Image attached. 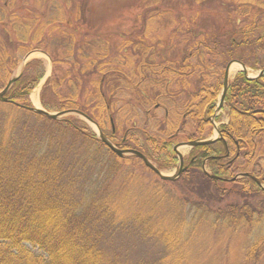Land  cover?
Listing matches in <instances>:
<instances>
[{
	"label": "trees",
	"instance_id": "obj_1",
	"mask_svg": "<svg viewBox=\"0 0 264 264\" xmlns=\"http://www.w3.org/2000/svg\"><path fill=\"white\" fill-rule=\"evenodd\" d=\"M16 1L0 0V91L22 58L34 50L49 52L50 42H44L52 39L61 51L49 52L55 72L41 94L46 110L83 112L115 144L141 151L159 169L178 165V143L207 138L203 134L207 126H213L210 117L223 88L227 63L238 60L253 70L264 68L259 60L250 63L247 51L253 43L264 49V32L253 40L250 34L258 30V24L246 29L238 26L239 18L250 14L251 6L263 5L257 0H19L20 6L14 5ZM217 1L234 10L220 24L209 15L192 12L199 4ZM106 10H130L135 14L132 25L124 28V19L118 17L117 23L108 25L120 27H111L113 34L106 35L101 29L105 22L94 21ZM210 21L215 22L213 26ZM164 32L167 37L163 38ZM110 38L121 39L114 53L106 50ZM137 56L142 58L138 72L132 66L126 74L128 63ZM191 58L197 61L196 67ZM40 63L29 62L5 96L46 130L19 128L29 146L0 144L4 152L0 157V264H124L117 258L108 259L101 249L103 237L97 225L104 216L98 218L100 213L111 218V230H123L124 225L135 232L143 226L151 233L144 239L163 244L161 254L144 264H192L188 247L198 222L209 223L210 230L233 228L231 233L249 227L242 236L253 239L252 243L242 241L240 253L228 250L231 254L227 251L214 258V264H257L263 260L264 75H236L225 96L230 120L221 127L222 138L192 148L184 161L186 169L178 181L183 180V188L201 202L172 199L180 210L179 202L191 207H185L184 215L174 209L168 219L150 221L135 216L134 224H120L114 221L105 191L119 170L132 160H141L134 155L119 157L80 119L55 120L30 111L31 93L43 78ZM198 69L206 72L197 76L193 85L198 92L196 99H191L187 76ZM143 83L148 86L140 87ZM125 96L117 109L114 102ZM79 97H85V103H80ZM182 100L184 104L190 100L193 108L183 106L189 111L184 117L177 109ZM161 108L163 117L155 111ZM188 122L199 131H185ZM7 133L4 131L1 139L12 138L15 130ZM67 135L72 141H67ZM206 161L209 173L203 166ZM84 180L90 182L85 188L79 186ZM231 184L239 189L244 202L224 208L220 203L233 193L227 186ZM154 189L169 197L159 185ZM107 225L105 222V229ZM179 229L190 234L173 235ZM208 245L203 246L212 249Z\"/></svg>",
	"mask_w": 264,
	"mask_h": 264
},
{
	"label": "rangeland",
	"instance_id": "obj_2",
	"mask_svg": "<svg viewBox=\"0 0 264 264\" xmlns=\"http://www.w3.org/2000/svg\"><path fill=\"white\" fill-rule=\"evenodd\" d=\"M260 3H262L263 5H253L250 7V14H248V16H242L239 18V22L240 25L238 24L239 28L243 29V28H248L249 25H252L253 23L258 24V30L251 32L250 36L251 38H253V40H256V38H258L259 36H261L264 32V0H257ZM17 3L18 6L21 5V3L19 2V0H17L14 5ZM204 5V6H203ZM202 6V7H201ZM233 7L227 8L226 6L221 7V5L218 3V1L216 3L210 2V3H202V5H198L193 7L192 12H197V13H201L200 16L203 15H209L210 18L215 19V22L219 21V24L223 21V19L225 18V16H228L227 13H232ZM24 10V9H22ZM191 10H189L191 12ZM135 12H137L136 10H134ZM27 15H29L30 12L28 11H24ZM186 12V11H185ZM234 14V13H233ZM135 14L133 12H130V10L128 11H116V12H111L106 10L104 11L101 15H97L96 19L94 20L95 22H99L101 20V22H105V24L103 25L102 32H104L106 35L108 34H113L111 27H120L117 25H112L113 22H116V19L119 17L120 19L123 18L124 20H122L123 24H124V28H126L127 26H131L132 25V20H133V16ZM174 16H177V14H173ZM111 27L108 25L109 22H111ZM213 22V24L215 23ZM210 23L212 24V22L210 21ZM212 24V26H213ZM222 25V24H221ZM126 26V27H125ZM157 26H161V25H157ZM167 26H164V29H166L167 31H169V27L166 28ZM232 27V26H229ZM253 28V27H251ZM154 29H158V28H154ZM163 29V28H162ZM47 28L45 29V34H47ZM58 33V32H55ZM167 37V32H164L163 34V38ZM183 39V38H181ZM180 39V40H181ZM120 38L119 40L117 39H111L110 38V43L109 45L106 47L108 49V52H116L117 48L116 45L117 43L120 42ZM155 39H151L149 41H154ZM53 40H49L47 39L44 43L47 44L50 42V46L48 47L49 52L50 50L53 51H61L60 48H55L56 44H54L52 42ZM180 42H183V40H181ZM253 43V42H252ZM49 45V44H48ZM166 47V46H165ZM167 48V47H166ZM248 53L250 54L248 58L250 60V63L256 62L257 60H259V63L264 62V49H260L259 47H255L254 43L251 47H249L247 49ZM49 52H46L44 50H34L32 52H30L29 54H27L24 58H22V60L19 62L18 67L15 69L14 73L12 76H16L18 74H20L22 71L25 70L26 65L33 61V60H40L41 61V67L43 69V78L41 79L40 83L37 84L38 86L33 90V92L31 93L30 99H31V103L33 107H37V108H42V109H46L43 106L42 103V92L46 86L47 80L53 75L52 73H54V65H53V61L51 58V55L49 54ZM112 54V53H111ZM194 58V57H192ZM189 60L191 61V65L193 67L197 66V61L195 59ZM141 56H137L136 58L132 59V61L130 63H128V69H126V74H130L129 68H132L135 71H137L138 69V65L140 63L141 60ZM233 62V63H232ZM232 63V64H230ZM228 64H230V71H229V76L230 79H233L236 75V73H238L241 69L242 66H240V61L238 63V60H234V61H230L229 63H227L224 67H225V72H226V68L228 66ZM261 66H263L262 64H260ZM62 71L65 72L66 65H62ZM248 74L249 77H253V76H257L261 70H253L252 68L248 67ZM138 72V71H137ZM196 73H192L189 76H187L188 81H187V85H188V91L190 92V98L191 99H196V93L198 92V89H196L193 84L196 82L197 76H199L200 74L206 72H198L197 70L195 71ZM224 72V75H225ZM136 73V72H135ZM141 73V72H140ZM139 73V75H140ZM135 75V74H134ZM130 76V75H129ZM139 77V76H138ZM144 77V76H142ZM199 78V77H198ZM140 79V78H139ZM175 85V84H174ZM144 86H148L147 83H143L142 85H140V87H144ZM194 92V96H191V93ZM220 96V95H219ZM120 97V96H119ZM118 97V98H119ZM125 99H127V97L125 96L122 100L118 99L117 101H115V105L117 107V109L119 108V106H122V101H124ZM79 101L80 103H85L86 98L85 97H79ZM197 101V100H195ZM5 104H1L0 103V144H9L17 147V146H29L30 143L26 140H24L22 137V133H20L18 131L19 128H23L24 126H28L30 129H37V132H41L43 133L46 130V126H42L40 124H35L34 123V117H30L31 114L26 112L24 109L20 108V107H16L14 104L12 103H8V102H3ZM189 104H184V100H182V103L177 105V109L178 112L180 113V116L182 115L183 117L186 116V113H188L189 111H186L185 108H182L183 106L185 107L186 105H188V107L190 108V100L188 102ZM218 104V102H217ZM188 108V109H189ZM193 108H190V110H192ZM67 111V110H66ZM156 113L158 114V116L163 117L164 116V110L161 109H157L155 110ZM49 112L53 115L55 113L58 112H64V111H57V110H49ZM81 112V111H79ZM142 112V111H141ZM82 113V112H81ZM116 114V112H115ZM217 114H221L220 119L217 118L215 121V125L214 126H207L206 127V132L203 134L204 136L206 135L207 138H215L218 135L217 132V128L218 125L220 124V120H224L226 117V113H217ZM181 116V117H182ZM77 118L80 119L85 125L87 124L91 129H93L95 132H98V128L95 126L94 123L90 122L89 120H87L84 116H81L80 114L77 113H67V114H63L59 117V120H65V119H69V118ZM146 119V116H145ZM186 121V120H185ZM189 123V122H188ZM11 128H13L15 130V134L12 138L9 139V137L1 139L2 138V133L5 131H7L9 134ZM48 128V127H47ZM185 131H199V129H196L195 127L190 126L189 125L185 126ZM123 134H119V137L122 138ZM70 137L69 135H67V138ZM67 141H72V139L68 138ZM190 147L189 146H182L179 147V151L182 152L184 157H187L190 153ZM4 154V152L0 149V157ZM89 155L85 156V159L89 160ZM125 158V157H124ZM154 163V161H153ZM155 165H157L156 163H154ZM178 166L174 167V168H165V169H161V173H163L164 175H175L178 172ZM207 170L209 171V167L207 166ZM182 176V175H181ZM180 176V177H181ZM179 178L177 180H173L176 181L177 184H173L172 181L170 180H162L159 178V176L157 174H155L151 169H149L148 167H146V165L144 164V162L141 161H135L132 160L131 163H129V165L125 166L123 169L119 170V172L116 173V175L114 177H112L111 182L108 183V188L105 191V197L107 200V203L110 205L109 207H111L113 214H114V218L116 220L114 221H118L120 222V224L122 222H133V218L135 216H139V217H143V218H148L151 220H154L152 218L155 219H160V218H166L168 219V216L170 217L171 214L173 213V210L175 209V212H178L180 209L175 207V204H177L178 202H174V200L172 199H177L183 202H196L199 203L201 202V199L195 195V194H191L188 193V189L183 188L184 185H182L183 180L178 181ZM87 183L90 185V182L88 180H84L80 183V187L85 188V186L87 185ZM155 185H159L162 189V191L164 192H168L167 194L169 195V197H164L162 196V194H158L155 191ZM228 189H232L233 193L231 195H229L226 200L222 203H220L221 206H224V208L226 207L227 204L230 203H235V204H242L244 201H242V199L240 198L239 194V189L235 187H233V184L231 185H227ZM264 186V185H263ZM186 194H188L186 196ZM252 203V202H251ZM180 204V202H179ZM178 206H182L181 207V211L180 210V214L184 215L183 213L185 212V207L190 208L191 206L188 205H182L180 204ZM191 204V203H190ZM219 204V203H218ZM254 205H257L255 202L253 203ZM187 214L191 215L193 214V212H186ZM104 216V217H103ZM101 217H103L104 219L100 220V222L98 223V229L100 230V233L102 235V239H103V244H102V250L105 252L106 257L108 259H120L124 264H140L143 263L145 261L151 260L156 258L157 256H159L161 254V252L164 250V246L163 244H156L155 242L147 239V238H143V236H147V234H151L149 231H147L142 225V230L140 231L137 227V229L139 231H133V229H131V231H129V228L122 225V227H124L125 229L122 230V228H115L114 230H111L110 228V219L109 215L107 213H103V215L100 213L98 218L101 219ZM188 217V216H185ZM105 222H108V225L105 229ZM198 224V227L196 230H193L192 232V238H191V243L189 244L188 247V251L190 252V258L192 260V264H214V258H220L221 254L227 253L228 250L231 251H235L239 250L238 252H241V248L239 247V245L241 246V242H248L252 243L251 241L253 239H251L250 237L246 236H242L243 234H245L249 227L246 229V227L242 228V230H234L233 233H231V229L229 230H225L224 228L217 230L216 228H212L210 230V225L209 223H205L206 225H204V223L198 222L196 223ZM201 225V226H200ZM209 226V227H208ZM136 227V225H135ZM231 230V231H230ZM140 234L142 235V237L140 236ZM188 234H190L188 231L185 230H175L173 232V235H178V236H183L186 237L188 236ZM241 235L238 236L240 238H235L234 239V235ZM257 236V235H256ZM205 244H210L208 246L212 247V249H208L203 246ZM229 254H231L230 251H228ZM249 264V263H248ZM257 264H264V257L263 260Z\"/></svg>",
	"mask_w": 264,
	"mask_h": 264
},
{
	"label": "water",
	"instance_id": "obj_3",
	"mask_svg": "<svg viewBox=\"0 0 264 264\" xmlns=\"http://www.w3.org/2000/svg\"><path fill=\"white\" fill-rule=\"evenodd\" d=\"M232 64V63H230ZM230 64H228L227 68H226V72H225V75H224V88H223V93H222V96H220V103H219V106L217 107L218 110H220L224 104V99H225V95H226V92L228 90V79H229V69H230ZM242 65V68H243V71H247V68L244 64H240ZM262 73H264V69L260 72V74L262 75ZM22 72L18 75H16L15 77H13L10 82L7 84V86L2 90L0 91V101L2 102H8V98L5 97L7 92L9 91V89L12 87L11 85H13V83L17 80V78L19 76H21ZM30 111H33V112H36V113H40V114H45V116H48L52 119H59V117L63 114H67V113H77V114H80L81 116H84L87 120H89L90 122L94 123V121L88 117L87 115L79 112V111H76V110H68V111H64V112H60V113H57V114H51L50 112L42 109V108H37V107H29L28 108ZM95 126L98 128V132L97 133L100 137V139L102 140L103 143L107 144V146L113 151L115 152L116 154H118L119 157H124V156H128V155H135L137 157H139L143 162L144 164L146 165V167H148L149 169H151L153 172H155L162 180H176L180 177L181 175V171H183V161H184V158H183V155L181 154V152L178 150L179 147L181 146H189V147H195V146H200V145H207V144H211L213 143L214 141H216L217 138H214V139H208V140H200V141H190V142H183V143H180L178 144L176 147H175V150L177 151V154L179 156V159H180V165H179V168H178V172L175 174V175H172V176H169V175H164L163 173H161V170L156 167L153 163H151V161L143 154L141 153L140 151H137V150H134V149H121L119 147H117L116 144H114L108 137H106L103 132L100 130L98 124H96V122L94 123Z\"/></svg>",
	"mask_w": 264,
	"mask_h": 264
},
{
	"label": "flooded vegetation",
	"instance_id": "obj_4",
	"mask_svg": "<svg viewBox=\"0 0 264 264\" xmlns=\"http://www.w3.org/2000/svg\"><path fill=\"white\" fill-rule=\"evenodd\" d=\"M249 78V77H248ZM228 91V90H227ZM226 94H227V92H226ZM226 96V95H225ZM224 96V97H225ZM222 108L220 109V111L218 112V113H226V117H224L225 119L224 120H220V124L218 125V127L216 128V129H218V132H219V134H218V139L217 140H220L221 138H222V126L223 125H225V124H228V122H229V120H230V116H229V107H228V104H226V97H225V99H224V104H223V106H221ZM220 116H221V114H217V112H216V110H215V113H214V115L212 116V117H210L211 119V121H216V119L217 118H219L220 119ZM213 123V122H212ZM215 124H213V126H214ZM216 140V141H217ZM122 149H127V148H122ZM187 158V157H186ZM186 158H184V161H185V159ZM183 161V162H184ZM183 166H185V162L183 163ZM204 168L205 167H207L208 166V163H207V161L204 163Z\"/></svg>",
	"mask_w": 264,
	"mask_h": 264
},
{
	"label": "bare ground",
	"instance_id": "obj_5",
	"mask_svg": "<svg viewBox=\"0 0 264 264\" xmlns=\"http://www.w3.org/2000/svg\"><path fill=\"white\" fill-rule=\"evenodd\" d=\"M240 66H241V65H240ZM229 71H230V69H229ZM238 73H239V72H238ZM238 73H236V75H237ZM236 75H235V77H236ZM235 77H234V78H235ZM234 78H233V79H234ZM233 79H230V77H229V79H228V87H229L230 83L233 81ZM222 84H223V87H224V78H223V83H222ZM178 158H179V156H178ZM179 162H180V159H179Z\"/></svg>",
	"mask_w": 264,
	"mask_h": 264
}]
</instances>
